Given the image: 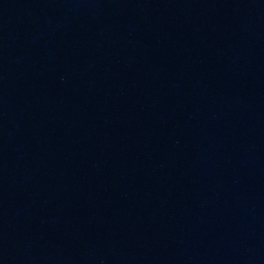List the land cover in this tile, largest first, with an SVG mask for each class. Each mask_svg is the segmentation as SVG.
<instances>
[{
    "label": "water",
    "instance_id": "water-1",
    "mask_svg": "<svg viewBox=\"0 0 264 264\" xmlns=\"http://www.w3.org/2000/svg\"><path fill=\"white\" fill-rule=\"evenodd\" d=\"M0 264H264V0H0Z\"/></svg>",
    "mask_w": 264,
    "mask_h": 264
}]
</instances>
